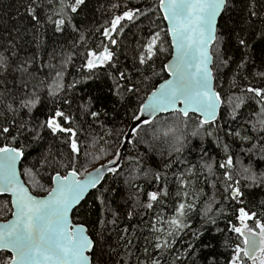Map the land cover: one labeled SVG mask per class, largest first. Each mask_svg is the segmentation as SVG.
Here are the masks:
<instances>
[{
	"label": "snow or ice",
	"instance_id": "snow-or-ice-1",
	"mask_svg": "<svg viewBox=\"0 0 264 264\" xmlns=\"http://www.w3.org/2000/svg\"><path fill=\"white\" fill-rule=\"evenodd\" d=\"M90 4L0 16V264H264V0Z\"/></svg>",
	"mask_w": 264,
	"mask_h": 264
},
{
	"label": "trees",
	"instance_id": "trees-1",
	"mask_svg": "<svg viewBox=\"0 0 264 264\" xmlns=\"http://www.w3.org/2000/svg\"><path fill=\"white\" fill-rule=\"evenodd\" d=\"M11 3H12V0H0V16H2L5 20H7V15H6L7 6L10 5ZM93 6H95V0H92V4H90L89 8L91 9ZM89 20H91L92 23L95 24L97 20H101V17L99 13H97L95 16V19L93 20L91 12L89 11L87 15V20L85 22L87 23ZM8 218L9 217H0V221L6 220Z\"/></svg>",
	"mask_w": 264,
	"mask_h": 264
},
{
	"label": "water",
	"instance_id": "water-1",
	"mask_svg": "<svg viewBox=\"0 0 264 264\" xmlns=\"http://www.w3.org/2000/svg\"><path fill=\"white\" fill-rule=\"evenodd\" d=\"M0 222H2V221H0Z\"/></svg>",
	"mask_w": 264,
	"mask_h": 264
}]
</instances>
